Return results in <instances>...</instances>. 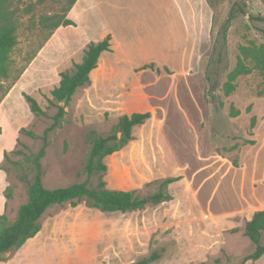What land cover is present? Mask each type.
<instances>
[{"label": "rangeland", "instance_id": "obj_1", "mask_svg": "<svg viewBox=\"0 0 264 264\" xmlns=\"http://www.w3.org/2000/svg\"><path fill=\"white\" fill-rule=\"evenodd\" d=\"M35 2L14 0L12 8L18 9V44L10 54L9 78L0 79V102H4L0 108V216L5 215L8 223L16 221L19 209L28 201L26 185L20 176L28 174L32 177L33 166L28 158L42 148L41 138L58 112L59 102H55L56 105L50 103L53 99L51 93L60 83L57 74L60 76L73 68L65 65L69 58L74 60L73 66L77 58H83L86 50L82 48L83 44L88 42V47L100 37V32L112 16L113 6L142 3L143 18L162 17V13L151 14V11H161L173 20L181 34L178 35L185 38L194 31V18L199 17L198 14L194 15L197 8L203 6L204 2L209 4L213 13L212 28L210 41L204 48L200 72L205 79L207 71L220 70L217 94L224 103L220 126H225L226 135L213 137L209 132L207 144L202 147L203 137H200L196 126L198 117L192 118V123L186 119L190 131L188 147L192 152L191 158L186 155V159H181L178 153L177 156L192 188L175 185L166 190L173 198L171 202L158 206L149 204L144 211L125 216L102 213L86 207L84 203L77 208L56 206L42 218L40 236L19 250L3 254L0 264H139L154 252L162 254V259L155 264H243V260L255 251L253 243L244 235L250 215L244 213L243 208L227 211L255 205L257 199L261 198L257 197V192L264 188V185H260L264 182V69L257 68L249 59L245 62L248 74L235 81L236 90L230 97L226 96L223 87L228 81V73L238 64L242 47L264 48V22L250 20V16L264 18V0H92L91 13L82 8V4L73 15L76 26L64 28L46 44L41 53L38 50L49 31L39 29V19L60 13L65 3L62 0H45L32 13H26L28 6ZM235 2L245 10L246 15L237 13L232 21L219 62L223 25ZM143 18L139 23L143 24ZM34 23L36 28L32 26ZM182 43L186 45L187 41ZM190 44H187L188 47ZM183 45L178 44L172 49L180 51ZM18 78L5 97L6 91ZM156 86H148L147 91L156 95ZM158 86L160 95L167 94L168 100L161 103L153 98V103L156 107L161 103L164 108L159 116L172 142L168 123L173 115L180 116V111L168 94V81L162 80ZM23 93L37 100L46 115H34ZM231 105L241 111L238 118H229ZM249 106H252L251 112H247ZM208 107L206 131L210 129L213 114L212 107ZM66 112L61 128L49 135V147L42 161V181L48 189L65 188L87 181L85 166L92 147V133H95V137L117 133L116 121H109L102 114L87 113L80 118L71 104ZM253 117H256L257 125L251 130ZM22 129L34 133L39 139L28 137L26 132H21ZM251 132L253 135H250ZM244 139L257 143L255 146H242ZM235 144L239 145V149L231 151ZM15 151H22L23 155H17ZM5 153L9 160L5 159ZM208 156L219 157L220 161L216 157L208 159ZM163 158L162 154L156 152L144 153L136 165L119 155L113 156L109 158V166L108 161L104 160L108 171L103 181L107 189L136 191L140 198H152L164 179L174 178L171 176L172 169L163 166ZM234 159L239 160L238 167L233 165ZM112 163L117 167L116 176L109 174ZM201 170L207 172L204 180L197 177ZM99 180L100 175H95L90 186L96 187ZM209 181L212 182L210 186L204 185ZM229 185L239 193L241 204L223 208L221 211L227 213H221L218 217H206L205 211L212 216L220 212L213 210L212 204L218 193H229ZM202 188L203 191L206 188L205 192L210 194L205 200L198 199ZM245 264H264V257Z\"/></svg>", "mask_w": 264, "mask_h": 264}, {"label": "crops", "instance_id": "obj_2", "mask_svg": "<svg viewBox=\"0 0 264 264\" xmlns=\"http://www.w3.org/2000/svg\"><path fill=\"white\" fill-rule=\"evenodd\" d=\"M91 2L92 0H78L68 14V18L72 20L73 15L82 4L84 5L82 8L91 13ZM141 6L142 3L133 2L126 7H120V4L112 7L111 18L107 21L104 30L100 32V37L94 42L99 43L110 35L111 51L102 53L98 61V67L90 74L91 85L80 88L76 92L71 106L75 107L76 113L81 116L80 118H84L87 113L93 115L99 113L105 119L109 121L115 120L116 123L124 115L131 116L135 113H150L151 118L144 125L133 128L132 135L135 140L130 142L122 151L105 158L108 161L107 165L109 166V158L117 155L120 158H125V160H131L137 165L141 154L145 153L148 155L156 152L163 155V166L172 169L171 176L181 177L180 181L169 185L168 189L173 188L175 185H185L192 188L188 181L187 172L181 164L177 153L181 159H186V155L189 159L191 158L190 154L192 152L188 147L190 131L188 130L186 119L189 123H192V118L198 117L196 126L199 129L200 137H203L202 147L207 144L209 131H206V122L208 121L209 107L206 101V82L203 74L200 72V65L204 60V48L210 41L212 9L207 2H204L203 6L197 8L198 11L194 15L198 14L199 19L196 17L194 18L196 19L195 22L193 20L195 32L193 31L192 34L186 35L184 38L179 36L181 34L174 26L173 20L161 11L157 13L156 11H151V14L154 16L161 15L162 13L164 15L162 17L143 18L142 15L145 13ZM142 18L144 19L143 24L139 23ZM70 27L59 28L49 41L56 38L64 28ZM186 30L189 29L186 28ZM184 41H187V44L191 43L190 47L187 44L183 45L182 42ZM87 43L83 44V49L87 48ZM178 44L183 46L180 51L176 49L174 51L172 49L173 46H177ZM170 60H173L172 64ZM73 61L69 58L65 65L73 67ZM82 61L83 58L81 57L76 59V63L80 64ZM149 65H154L155 69L144 68ZM57 76L60 82L61 77L59 74ZM162 80L168 81V89L170 91L168 94L174 99L175 107L180 111V116L173 115L168 123L172 142L159 116V114L163 113L164 109L161 103H167L168 100L167 94L161 96L158 91V84ZM155 84L157 85L156 95H153L147 91V88ZM119 90H122V92ZM153 98L161 102L159 107H156L153 103ZM193 111L194 115L192 114ZM214 157L216 156H208V159ZM216 158L220 161L219 157ZM235 172H238V170ZM109 174L114 176L117 174V167L113 163L112 166L110 165ZM206 175L207 172L201 170L197 177L204 180ZM229 182L231 185V181ZM211 183L209 181L204 185L210 186ZM115 185L118 186V183ZM260 185H264V182ZM230 187L228 194L223 195L218 193V196L213 201L212 209L220 212L212 216V214L205 211L206 217L215 218L221 213L234 212L243 208L244 213L250 215V221L256 212L264 210L263 188L262 191L257 192V197L261 196V198L257 199L258 201L255 205H248L227 212L221 211L227 206L241 204L238 196L239 193L235 189H232V186ZM208 188L210 189V187ZM206 190L205 188L203 191L202 188L198 195L199 198H197L207 199L210 194L205 192ZM131 213L134 212L120 213L119 215L125 216L131 215ZM40 234L41 232L28 242L37 239Z\"/></svg>", "mask_w": 264, "mask_h": 264}, {"label": "trees", "instance_id": "obj_3", "mask_svg": "<svg viewBox=\"0 0 264 264\" xmlns=\"http://www.w3.org/2000/svg\"><path fill=\"white\" fill-rule=\"evenodd\" d=\"M36 1L30 4L26 9V13H32L36 6L43 5L45 0H29ZM65 3L60 13L52 16H41L38 22L40 30H48L49 34L45 41L40 45L38 53L46 46L54 33L61 27L76 26V24L68 18V14L76 5L78 0H62ZM14 7V0H0V79L9 78V61L10 54L18 44V9ZM237 13L246 15L245 10L235 2L231 8L229 17L223 25V46L219 52L217 61L222 60V51L226 47L227 34L232 21L236 18ZM251 21L264 22L261 16H250ZM36 28V24H32ZM111 36L108 35L99 43H91L85 50L83 61L80 64H74L70 71L60 74L61 81L59 87L55 88L50 100L52 105L59 102L58 112L53 117V124L47 128L41 138L43 142L42 148L38 153H32L28 158L32 163V177L28 174H22L20 180L26 185L28 201L21 206L18 212L17 219L14 223H8L5 215L0 216V257L13 250L21 249L29 240L35 238L42 229L41 220L48 210L59 206L68 205L71 208H77L84 203L86 207L96 209L102 213H123L135 211H143L147 205L152 204L158 206L163 203L171 202L172 196L166 193L168 186L181 180V177L167 178L160 183L159 191L155 193L151 201L147 198H140L136 191L125 190H110L107 189L106 183L103 181L104 174L107 173L108 167L104 160L106 157L112 156L115 153L122 151L135 138L132 135L134 127L144 125L151 118L150 113H135L131 116L124 115L119 118L116 124L117 133H113L107 137H95L92 133L91 150L85 173L88 176L87 181L74 184L65 188L48 189L43 185V163L49 147V135L56 129L61 128L67 114L66 108L70 106L76 92L83 87L91 85L90 74L98 67V61L103 52L111 51ZM251 60L259 69H264V48H241V56L238 59L236 68L228 73V81L224 84V91L227 97H230L236 90L235 81L243 75L248 74L245 62ZM214 60H212V64ZM144 68L155 69L154 65L145 66ZM159 71V70H158ZM220 70L207 71L205 76L206 82V101L208 106L213 109L212 118L210 121L209 132L213 137L225 136V126H220L221 115L224 109V103L220 100L217 92L220 88ZM14 84L6 91L5 97L11 92L16 85ZM23 96L28 103L31 112L39 116H45L46 113L40 107L37 100L32 96L23 93ZM66 103V107H60V103ZM1 104V102H0ZM252 106H249L247 112H251ZM241 111L234 105H231L229 114L230 119L238 118ZM257 125L256 117L251 120L250 129L254 130ZM22 133L26 130L22 129ZM27 136L32 139H39L34 133L26 132ZM1 134V130H0ZM119 134L121 137H119ZM250 135H253L252 132ZM229 137V136H228ZM255 140L244 139L242 146H255ZM20 144V142H19ZM239 149V145L235 144L231 151ZM17 155H23L22 151H15ZM5 159L9 160L8 154L5 153ZM234 166H239V160H232ZM99 174L100 180L96 187L90 186L91 179ZM9 198V196H7ZM244 235L255 246V251L243 260V264L253 261L257 262L264 257V245L262 239L264 237V210L254 214L252 219L246 223ZM162 259V254L154 252L150 256L144 258L139 264H155Z\"/></svg>", "mask_w": 264, "mask_h": 264}, {"label": "water", "instance_id": "obj_4", "mask_svg": "<svg viewBox=\"0 0 264 264\" xmlns=\"http://www.w3.org/2000/svg\"><path fill=\"white\" fill-rule=\"evenodd\" d=\"M60 107H63V108L66 107V103H65V101L62 102V103H60ZM119 137H121V135H119ZM148 201L150 202V201H151V198H148Z\"/></svg>", "mask_w": 264, "mask_h": 264}, {"label": "bare ground", "instance_id": "obj_5", "mask_svg": "<svg viewBox=\"0 0 264 264\" xmlns=\"http://www.w3.org/2000/svg\"><path fill=\"white\" fill-rule=\"evenodd\" d=\"M90 219V218H89Z\"/></svg>", "mask_w": 264, "mask_h": 264}]
</instances>
